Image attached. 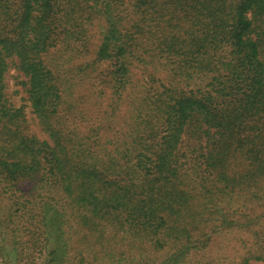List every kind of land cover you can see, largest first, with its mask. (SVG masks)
Returning a JSON list of instances; mask_svg holds the SVG:
<instances>
[{
  "label": "trees",
  "instance_id": "trees-1",
  "mask_svg": "<svg viewBox=\"0 0 264 264\" xmlns=\"http://www.w3.org/2000/svg\"><path fill=\"white\" fill-rule=\"evenodd\" d=\"M157 2L0 0L2 264H264V0Z\"/></svg>",
  "mask_w": 264,
  "mask_h": 264
},
{
  "label": "rangeland",
  "instance_id": "rangeland-1",
  "mask_svg": "<svg viewBox=\"0 0 264 264\" xmlns=\"http://www.w3.org/2000/svg\"><path fill=\"white\" fill-rule=\"evenodd\" d=\"M164 0H158L157 2V6L155 8L158 9V7H163L162 3ZM166 5V4H165ZM170 6V5H168ZM172 8H167V11H173L175 13L176 18L174 19V21H179L180 26H184L185 22L179 20L178 18L181 17L178 8H173V6H170ZM183 14V12H182ZM178 17V18H177ZM125 24H127L128 22L125 21ZM139 70H135V74L133 76V81L135 82L136 80H138V82L143 81L145 79H149L151 77L155 78V81L157 83V85L161 84V83H165V77H164V72L161 71L160 66H157V71L154 70L156 68H154L152 65H148L146 67H142V68H138ZM4 78H3V82L5 85V93L8 97V99L14 103V105H25L27 104L26 101V95H25V91H24V87L25 85L23 84L24 78L21 75V73L15 68V66L10 63L4 73ZM106 90L109 91L108 87H106ZM26 108V112L29 111L28 107ZM28 118H29V114H27ZM29 128H31L32 130L38 131L40 132L42 135H44L46 137V135L41 132L39 125H37L36 123H34V120L32 122H29ZM198 126V123H192L189 126V129H194L195 127ZM198 130V129H197ZM0 200L4 201L2 198H0ZM107 227H104V232L103 234L105 236H111V235H115L116 233H118V229L117 227L113 226V225H106ZM118 235V234H117ZM0 264H2L1 258H0Z\"/></svg>",
  "mask_w": 264,
  "mask_h": 264
}]
</instances>
